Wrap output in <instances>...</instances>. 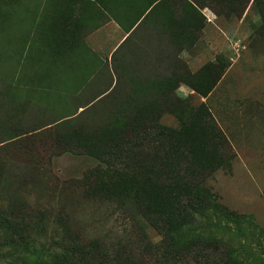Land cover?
Instances as JSON below:
<instances>
[{
    "label": "rangeland",
    "instance_id": "1",
    "mask_svg": "<svg viewBox=\"0 0 264 264\" xmlns=\"http://www.w3.org/2000/svg\"><path fill=\"white\" fill-rule=\"evenodd\" d=\"M156 1L0 0V142H9L0 147V264H45V212L67 215L84 236L138 234L136 213L129 211L130 220L117 206L82 201L71 189L45 186L43 174L22 173L51 149L50 173L75 183L102 167L96 150L131 119L176 131L180 148L214 168L203 192L216 206L174 233L179 248L192 249L173 264H264V0H160L176 16L161 41L145 20L137 24ZM192 1L213 13L204 10L218 36ZM139 3L147 8H134ZM147 52L156 54L155 66L145 65ZM124 105L128 115L118 116ZM79 113L95 124L94 134L72 124L80 152L74 144L61 152L68 130L61 123ZM51 121L52 138L38 135ZM153 179L129 175L111 187L151 206L156 199L145 195L156 187L141 182ZM7 203L27 208L12 214ZM7 217L21 238L5 232Z\"/></svg>",
    "mask_w": 264,
    "mask_h": 264
},
{
    "label": "trees",
    "instance_id": "2",
    "mask_svg": "<svg viewBox=\"0 0 264 264\" xmlns=\"http://www.w3.org/2000/svg\"><path fill=\"white\" fill-rule=\"evenodd\" d=\"M125 107V105L122 106L118 116L128 115ZM82 116L83 114L79 113L76 117L61 123L68 129L63 133L64 139L58 140L63 147L60 148L61 152L70 151L66 145L74 144L72 134L75 130L72 124L81 125L82 129L94 134L95 124L92 121L88 122ZM54 123L55 121L48 122L42 127L43 133H36L52 138L55 133L52 128L56 127L52 126ZM146 123L147 121L140 119L127 120V124L120 132L113 136L107 135L103 145L95 153L102 167L93 168L75 183L67 185L65 182L60 183L50 173L51 149L45 151L43 155L33 156V160L25 164L26 167L22 173L30 175L29 177L43 174L45 186L53 185L56 189L61 188L63 191L71 189L70 194L76 195L75 197L81 198L82 201L100 200L98 202L103 201L117 206L128 213L130 220L131 213L134 212L156 232L157 240L151 242L152 239L144 233L136 215L133 219L140 225L137 224L138 234L132 235V232L123 234L112 241L101 240V237L97 236H84L70 229L67 223L71 221L67 215L59 212L54 215L51 212H45V256L48 259H45V264H173L180 258L190 255L192 248L190 246L179 248L174 233L187 223L193 213L216 206V202L207 198L203 192L204 181L214 168L206 166L202 161H196L189 153L190 151L180 148L178 142L180 139H177L176 131L159 124L153 126V123ZM8 143L0 142L2 144L0 147H9ZM72 149L79 154L80 148L77 145L74 144ZM129 175L141 178L154 177L153 182H141L152 189L156 187L152 197L151 191L145 195L156 199L153 204H150L151 206H143L140 199L135 197L136 192L127 195L129 193L124 194L113 190L111 184L115 180ZM2 176L3 173L0 170V178ZM68 197L69 202L75 201L74 196L72 200L70 196ZM20 205L23 204L14 206L7 203L6 207L10 213L14 214L12 208L18 207L21 212ZM23 206L27 208L26 205ZM41 216L42 214L39 218ZM2 223L5 232L11 238L22 237L16 230L19 227H15L16 223L10 217L4 219Z\"/></svg>",
    "mask_w": 264,
    "mask_h": 264
},
{
    "label": "crops",
    "instance_id": "3",
    "mask_svg": "<svg viewBox=\"0 0 264 264\" xmlns=\"http://www.w3.org/2000/svg\"><path fill=\"white\" fill-rule=\"evenodd\" d=\"M192 5L196 7V5L193 3L192 1ZM174 6V5H173ZM173 6L169 5L167 2H162V1H156L153 4H151L150 6H145V4L143 3H139L137 4L134 8L136 9H146L144 11V13L139 17V21H138V25L143 22L144 20L148 23V26L150 28H152L151 30V34L152 37L154 39H156L157 41H161L163 39H166V33L167 31L170 32L171 28H172V20L174 18H176L175 14L173 13ZM198 9V11L204 15L205 20L203 19V24L206 26V28L211 24V25H215L216 30L214 29H210V31L214 34H216L217 36L220 34L221 29L215 24L214 22V17L210 16V14H205L204 10H207L208 12L209 9L207 6H203L202 9H199L198 7H196ZM191 12V10H188ZM211 14H213L212 12H210ZM144 21V22H145ZM111 22L114 23L113 19L111 18ZM123 22L126 23V19L123 18ZM209 22V24H208ZM137 27V25H136ZM134 27L133 29H131L128 33H125V37H128L136 28ZM209 28V27H208ZM209 32V31H208ZM206 32V33H208ZM219 39V38H218ZM156 54H154V52H147V55L145 57V65H150V66H155L154 62H155V58H156ZM162 56L161 58L164 59ZM148 73V72H147Z\"/></svg>",
    "mask_w": 264,
    "mask_h": 264
}]
</instances>
